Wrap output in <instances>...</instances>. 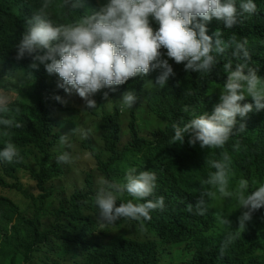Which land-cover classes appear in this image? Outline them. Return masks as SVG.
Returning a JSON list of instances; mask_svg holds the SVG:
<instances>
[{"label": "clouds", "instance_id": "1", "mask_svg": "<svg viewBox=\"0 0 264 264\" xmlns=\"http://www.w3.org/2000/svg\"><path fill=\"white\" fill-rule=\"evenodd\" d=\"M258 12L255 0H41L38 9L18 13L20 33L0 32V171L23 160L12 130L23 128V120L33 124L38 99L50 92L39 71L52 79L53 99L72 110L59 113L57 121L73 128H65L60 145L75 147L78 136L92 138L86 130L93 121H98V130L102 111L120 109L127 127L131 111L152 104L174 83L221 68L219 57L227 56L218 99L207 112L174 122L171 144H183L187 136L191 146L218 149L217 159L209 161L214 171L200 180L199 196L186 211L204 216L211 204L204 228L219 248H211L217 261L241 264L225 252L228 248L250 259L253 250L264 247V178L258 184L245 176L250 157L238 141L232 151L226 148L246 131L244 120L264 110V77L251 64L248 40L236 36L243 22ZM136 84L141 85L138 96ZM82 111L87 125L77 119ZM55 159L57 164L74 162L68 151ZM157 179L154 171L136 167H128L122 181L100 177L95 205L101 226L137 222L140 228H130L129 235L143 237L152 213L167 207L165 197L155 195ZM125 195L131 199L124 200ZM115 231L97 238V264L106 261L103 247ZM51 259L86 264L72 243L56 246Z\"/></svg>", "mask_w": 264, "mask_h": 264}, {"label": "trees", "instance_id": "2", "mask_svg": "<svg viewBox=\"0 0 264 264\" xmlns=\"http://www.w3.org/2000/svg\"><path fill=\"white\" fill-rule=\"evenodd\" d=\"M255 1L259 12L243 22L236 36L248 40L251 64L264 77V0ZM40 3L0 0V32L20 33L18 13H30ZM228 58L219 57L221 68L214 72L183 79L161 90L152 104L130 112L127 127L120 109L102 111L97 139L82 138L78 143V150L87 153L92 163L82 170L77 169L74 146L59 143L60 135L67 134L65 128H73L67 121H57L58 114L72 110L53 99V81L39 71L42 84L50 92L38 99L33 124L23 120V128L12 130L23 160L0 171V191L13 190L19 196L17 200L6 194L0 196V264H58L51 256L62 243L77 246L86 264H97L93 253L97 238L115 229L103 247L102 255L107 258L103 264H221L211 249L219 248L208 239L204 228L211 204L204 216L186 211V205L195 204L199 196L200 180L214 171L209 161L217 159L218 149L191 146L187 136L183 144H171V125L186 122L194 113L207 112L208 105L219 97L226 79L223 65ZM134 91L138 96L141 85L136 84ZM263 116L261 110L244 120L246 131L236 134L226 148L232 151L237 141L244 147L250 157L245 176L258 184L264 178V141L263 145L259 142L264 140ZM86 117L85 111L77 115L83 125H87ZM64 151L70 152L73 163H56L55 158ZM128 167L154 171L158 177L155 195H163L167 206L153 212L152 220L145 222L143 237L129 235L130 228L139 227L137 222L121 220L102 227L98 220V179L122 181ZM127 199L131 197L125 195ZM225 252L241 264H264V247L261 252L253 250L250 259L236 255L230 248Z\"/></svg>", "mask_w": 264, "mask_h": 264}, {"label": "rangeland", "instance_id": "3", "mask_svg": "<svg viewBox=\"0 0 264 264\" xmlns=\"http://www.w3.org/2000/svg\"><path fill=\"white\" fill-rule=\"evenodd\" d=\"M97 123H98V121H93V124H91V130H86V132H89L90 136L92 138H95V140L97 139L96 136L98 134ZM77 139L78 140L81 139V136H78ZM74 153H75V157H76L77 169L78 170H82V169H85V168L91 166L92 163H91V161L89 159L88 154L80 152L78 150V143H76V142H75V147H74ZM23 181H26V180L23 179ZM7 195L13 200L19 199V196L15 192L8 191Z\"/></svg>", "mask_w": 264, "mask_h": 264}]
</instances>
